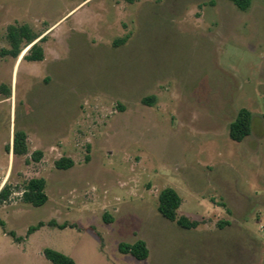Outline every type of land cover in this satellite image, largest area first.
<instances>
[{
	"label": "rangeland",
	"instance_id": "obj_1",
	"mask_svg": "<svg viewBox=\"0 0 264 264\" xmlns=\"http://www.w3.org/2000/svg\"><path fill=\"white\" fill-rule=\"evenodd\" d=\"M12 25L46 33L13 58ZM33 44L40 62L23 59ZM241 109L251 128L237 143L228 126ZM17 132L25 156L12 154ZM62 157L73 167L56 170ZM33 178L46 181L40 207L18 192ZM5 185L0 264H50L43 249L76 264H264V0L245 11L229 0H0ZM164 188L197 228L157 212ZM136 241L144 261L118 251Z\"/></svg>",
	"mask_w": 264,
	"mask_h": 264
},
{
	"label": "trees",
	"instance_id": "obj_2",
	"mask_svg": "<svg viewBox=\"0 0 264 264\" xmlns=\"http://www.w3.org/2000/svg\"><path fill=\"white\" fill-rule=\"evenodd\" d=\"M240 11H245L249 8L250 0H229ZM6 37L10 44V50L6 51L13 58H17L20 52V45L25 42L27 45L32 44L39 36L33 35L26 27H17L14 25L8 26L6 29ZM31 62H40L43 60V52L38 48L37 44H33L29 49V54L23 58ZM154 97H146L141 100L144 106H152ZM251 128V114L246 109H241L236 114V117L232 123L228 126L229 138L233 142H242L250 134ZM9 151V147L6 149ZM12 154L14 156H25L28 154L26 135L24 132H17L13 136L12 142ZM42 153L35 151L31 154V159L35 162L40 161ZM87 160V159H86ZM73 161L68 158H60L54 162L56 170H67L72 168ZM46 181L43 178H33L28 180L23 187L18 191L22 203L30 205L32 207L43 206L48 197L45 193ZM12 192L9 187L5 185L0 190V206L9 200ZM182 203L179 195L171 188L162 189L157 196V212L169 222L175 223L178 227L191 230L198 227L197 221L189 220L185 216L178 215L177 211ZM105 222H108L104 217ZM49 226L56 227L55 223H49ZM220 224L219 226H221ZM0 227L4 229L5 223L0 219ZM43 227V223H38L36 226L28 228L26 235L29 236L39 228ZM59 229L65 228V226H59ZM8 236L16 239L14 233L10 232ZM17 240V239H16ZM118 251L124 255H130L138 261H144L148 257V249L143 241H136L133 244L120 243L118 245ZM43 257L50 264H76L73 259L63 255L57 251L51 249H43Z\"/></svg>",
	"mask_w": 264,
	"mask_h": 264
},
{
	"label": "crops",
	"instance_id": "obj_3",
	"mask_svg": "<svg viewBox=\"0 0 264 264\" xmlns=\"http://www.w3.org/2000/svg\"><path fill=\"white\" fill-rule=\"evenodd\" d=\"M45 33H46V31L43 32L42 34H40V36L37 39H39L40 37H42V35H44Z\"/></svg>",
	"mask_w": 264,
	"mask_h": 264
}]
</instances>
